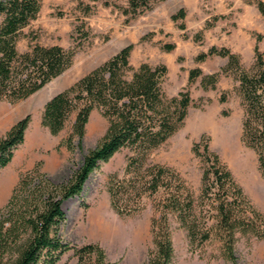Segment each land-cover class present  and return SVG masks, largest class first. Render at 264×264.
<instances>
[{"label": "trees", "instance_id": "16d2710c", "mask_svg": "<svg viewBox=\"0 0 264 264\" xmlns=\"http://www.w3.org/2000/svg\"><path fill=\"white\" fill-rule=\"evenodd\" d=\"M165 0H110L113 6L132 19L141 16ZM264 15V2H258ZM41 0H0V102L18 103L41 91L65 73L73 64L84 41L89 37L82 22V33L76 45L44 46L26 29L41 12ZM87 16L90 7L84 9ZM186 11L173 16L185 20ZM223 18V17H220ZM216 17L214 20H219ZM214 23H208L212 28ZM83 28V29H82ZM186 29V25H181ZM29 39L25 52L19 43ZM135 45L125 47L70 89L59 93L46 105L43 125L58 135L75 114L71 136L66 144L75 148L74 139L82 143L92 114L100 110L109 126L100 144L85 158L72 179L55 185L38 169L21 176L8 204L0 210V264H58L62 256L74 250L80 264H117L109 261L98 244L72 246L61 230L67 220L63 203L82 194L85 183L103 163L129 150L131 155L123 176L112 175L108 191L115 210L121 215L142 213L150 204L154 216L152 233L154 249L148 264H174L173 218L184 228L192 246L209 242L220 244L221 257L237 264V244L241 237L264 239V214L246 195L231 169L210 149V139L202 136L193 152L203 163L200 195L195 196L187 181L173 168L150 161L152 153L165 144L183 126L195 101L189 90L169 96L164 88L168 75L165 65L142 64L135 68L130 61ZM167 44L165 51L175 50ZM256 60L246 69L241 56L228 48L212 47L201 53L202 64L213 57L227 58L220 72L205 75L201 68L190 71L189 86L201 78L204 91L216 89L221 77L234 76L239 83L245 114L242 142L257 154L258 169L264 179V54L255 46ZM221 102H227L223 94ZM31 115L20 120L0 138V168H6L15 151L25 142Z\"/></svg>", "mask_w": 264, "mask_h": 264}, {"label": "rangeland", "instance_id": "374dc122", "mask_svg": "<svg viewBox=\"0 0 264 264\" xmlns=\"http://www.w3.org/2000/svg\"><path fill=\"white\" fill-rule=\"evenodd\" d=\"M106 1L41 0L39 17L26 29V34L38 37L41 45H61L66 49L79 41L82 22L86 23L89 37L72 66L41 91L18 103L0 102V138L31 115L25 142L15 151L12 162L0 168V186L5 185L0 192V210L10 201L23 174L39 168L55 185H63L83 166L85 158L106 135L108 119L96 110L82 143L75 138V148L70 150L66 141L72 134L76 115L70 118L62 132L53 135L42 122L45 107L56 95L70 89L133 44L130 61L135 68L144 63L152 67L167 66L166 93L174 97L189 90L195 101L181 129L152 153L150 161L176 170L198 197L204 166L193 147L205 135L210 139L211 151L231 169L248 198L264 214V179L258 169L257 154L242 142L245 110L238 81L234 76H223L217 88L208 91L202 89L201 78L189 86L191 70L201 68L205 75H210L227 66L228 59L221 57L210 58L202 64L196 62L201 53L209 52L214 46L228 48L241 56L246 69L255 63L257 44L264 54V15L258 7V2L264 0H165L134 19L113 6H105ZM87 7L91 13L86 16L84 9ZM181 9L186 11L185 20L174 21L173 16ZM216 17L223 18L215 21ZM2 19L0 15V24ZM183 23L186 29L181 28ZM208 23L214 26L207 28ZM29 41L23 39L19 43L20 52L28 49ZM167 44H175V50L165 51ZM223 94L228 96L224 103L220 101ZM131 154L124 150L103 163L91 174L82 194L63 203L67 220L61 233L72 246L100 245L111 262L148 264L149 254L154 249L151 205L140 214L121 215L113 207L108 191L109 178L115 174L123 176ZM99 222L110 224L116 229V235L99 234L96 229ZM172 224L174 264H233L221 257L219 243L192 246L187 231L175 218ZM236 254L237 264H264V239L241 237ZM58 264L80 263L75 251L71 250Z\"/></svg>", "mask_w": 264, "mask_h": 264}, {"label": "bare ground", "instance_id": "6f19581e", "mask_svg": "<svg viewBox=\"0 0 264 264\" xmlns=\"http://www.w3.org/2000/svg\"><path fill=\"white\" fill-rule=\"evenodd\" d=\"M3 187H5V185L2 184L0 186V192L3 190ZM96 229L98 233L102 234V236L104 237H113L116 235V229L113 228L110 224L99 222Z\"/></svg>", "mask_w": 264, "mask_h": 264}]
</instances>
